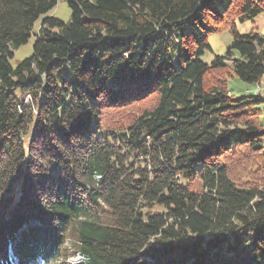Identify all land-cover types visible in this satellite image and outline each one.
<instances>
[{"label": "trees", "instance_id": "16d2710c", "mask_svg": "<svg viewBox=\"0 0 264 264\" xmlns=\"http://www.w3.org/2000/svg\"><path fill=\"white\" fill-rule=\"evenodd\" d=\"M57 2L0 0V264H264L263 101L227 87L264 0H67L13 68Z\"/></svg>", "mask_w": 264, "mask_h": 264}, {"label": "rangeland", "instance_id": "374dc122", "mask_svg": "<svg viewBox=\"0 0 264 264\" xmlns=\"http://www.w3.org/2000/svg\"><path fill=\"white\" fill-rule=\"evenodd\" d=\"M72 17V10L69 7L67 0H58L57 5L54 9L45 15H42L39 20L35 23L31 38L26 45L21 46L18 49L13 50V57L10 59V64L13 68H16L22 61L31 58L33 56V47L36 42L38 31L42 26V22L45 18H56L63 23H69ZM256 29L257 32L264 37V13L259 14L256 18L251 21H246L239 25V30L242 35H249ZM232 37L229 32L225 31L220 34H213L209 37L210 50L205 51L200 60L210 65L215 57L225 56L231 47ZM234 54H237L234 52ZM229 74L228 72L226 73ZM227 77V76H226ZM228 91L231 97L235 99H244L261 96L262 103L258 105L257 109L260 111V120L264 128V76L260 83H248L237 77L228 79L227 83ZM263 92L262 94H258ZM264 148V143H263ZM160 211V209H157ZM80 258L71 257L67 260L69 264H75Z\"/></svg>", "mask_w": 264, "mask_h": 264}, {"label": "built area", "instance_id": "2783aa9c", "mask_svg": "<svg viewBox=\"0 0 264 264\" xmlns=\"http://www.w3.org/2000/svg\"><path fill=\"white\" fill-rule=\"evenodd\" d=\"M263 92H260V93H258V94H262Z\"/></svg>", "mask_w": 264, "mask_h": 264}]
</instances>
